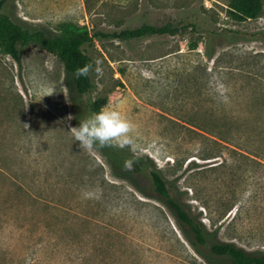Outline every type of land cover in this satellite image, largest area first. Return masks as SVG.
<instances>
[{"label":"rangeland","instance_id":"374dc122","mask_svg":"<svg viewBox=\"0 0 264 264\" xmlns=\"http://www.w3.org/2000/svg\"><path fill=\"white\" fill-rule=\"evenodd\" d=\"M228 1H6L28 29L87 27L103 75L79 97L52 53L29 45L19 65L0 52V264H210L147 171L135 181L149 197L76 141L103 98L135 125L121 154L150 161L218 241L264 254V12L239 23ZM144 25L175 31L117 37Z\"/></svg>","mask_w":264,"mask_h":264},{"label":"trees","instance_id":"16d2710c","mask_svg":"<svg viewBox=\"0 0 264 264\" xmlns=\"http://www.w3.org/2000/svg\"><path fill=\"white\" fill-rule=\"evenodd\" d=\"M7 0H0V52L10 56L21 65V55L24 48L29 45H36L55 55L63 64L67 73L71 74L73 86L77 96L83 97L90 93L94 87V73L88 77L76 79L73 75L77 68L83 67L86 63L92 62L87 48L93 42V36L85 26L74 24H63L57 35L47 34L41 29H28L16 23L4 12ZM228 15L235 21L242 23L249 20H256L264 12L263 0H229L227 4ZM174 29L168 26L154 27L144 25L133 31L123 30L118 34L121 39L141 38L147 35L174 33ZM264 40V31L256 35ZM94 67V64H93ZM107 104L106 98L90 102L88 109L93 113ZM95 147L102 149L108 163L119 178L129 177L134 188L144 196L149 197L146 192L135 181V177L144 171L149 173V179L157 199L170 209L180 229L191 247L208 263L215 264V260L224 264H264L263 253L247 252L234 243L218 241L217 230L211 231L203 222L195 219L191 212L177 199L176 194L171 192V186L151 162L145 159L130 158L121 154L115 147ZM126 160H134L131 170L124 166ZM124 168L123 172L115 169ZM200 246L208 248L205 253Z\"/></svg>","mask_w":264,"mask_h":264},{"label":"clouds","instance_id":"9594fccd","mask_svg":"<svg viewBox=\"0 0 264 264\" xmlns=\"http://www.w3.org/2000/svg\"><path fill=\"white\" fill-rule=\"evenodd\" d=\"M93 63L95 67H93ZM101 65L102 62L97 59L77 68L73 75L76 79L88 77L90 73L102 76L103 68ZM134 131V123L110 105L102 107L98 113H94L81 121L79 127L71 129L76 141L80 142V147L83 150H92L98 144L101 148L130 147L135 152ZM133 163L134 160H126L124 166L127 170H131Z\"/></svg>","mask_w":264,"mask_h":264},{"label":"built area","instance_id":"2783aa9c","mask_svg":"<svg viewBox=\"0 0 264 264\" xmlns=\"http://www.w3.org/2000/svg\"><path fill=\"white\" fill-rule=\"evenodd\" d=\"M250 21V20H249Z\"/></svg>","mask_w":264,"mask_h":264}]
</instances>
